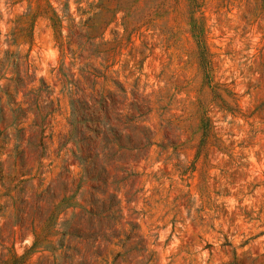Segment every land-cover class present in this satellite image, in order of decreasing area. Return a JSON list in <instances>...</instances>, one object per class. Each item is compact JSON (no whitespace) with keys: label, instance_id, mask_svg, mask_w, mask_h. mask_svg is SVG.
<instances>
[{"label":"rangeland","instance_id":"374dc122","mask_svg":"<svg viewBox=\"0 0 264 264\" xmlns=\"http://www.w3.org/2000/svg\"><path fill=\"white\" fill-rule=\"evenodd\" d=\"M0 264H264V0H0Z\"/></svg>","mask_w":264,"mask_h":264},{"label":"trees","instance_id":"16d2710c","mask_svg":"<svg viewBox=\"0 0 264 264\" xmlns=\"http://www.w3.org/2000/svg\"><path fill=\"white\" fill-rule=\"evenodd\" d=\"M124 10H129L124 9ZM192 36L194 37V40L196 42L197 48H198V52H199V58H200V63L202 64V67L204 68V70L206 71V73H208V66H209V60H208V54L206 52V47L204 44V36H203V30L202 27H196L194 26V23H192ZM204 129L206 131L209 130V124H205L203 125Z\"/></svg>","mask_w":264,"mask_h":264}]
</instances>
